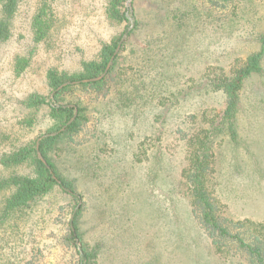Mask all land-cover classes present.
Returning a JSON list of instances; mask_svg holds the SVG:
<instances>
[{"label": "rangeland", "instance_id": "374dc122", "mask_svg": "<svg viewBox=\"0 0 264 264\" xmlns=\"http://www.w3.org/2000/svg\"><path fill=\"white\" fill-rule=\"evenodd\" d=\"M107 1H51L52 26L39 43L33 40L31 21L40 0L18 1L10 36L0 42V154L25 142L34 143L36 150L39 137L63 127L50 132L53 121L48 105L33 111L23 100L30 93L52 98L54 91L46 80L49 68L76 71L81 61L97 55L102 41L127 31L130 22L107 19ZM124 5L136 9L143 33L139 37L147 41L153 33L162 44L156 57L166 55L164 68L171 75L167 80L179 88L203 86L209 78L207 70L218 72L220 66H231L236 58L256 51L254 38L264 31V2L258 0H243L235 12L224 16L202 13L186 0H125ZM176 7L183 13L192 10L190 16L181 17V28L170 20ZM22 57L28 58V64L16 73L14 64ZM150 81L157 83L158 78ZM79 93L89 105L95 104L94 94ZM205 99L210 109L221 102L214 93ZM243 107L251 127L259 130H248L249 120L242 117L240 142L217 145L215 181L221 187L225 215L264 219V182L253 172L255 159L264 161V55L261 71L246 81ZM88 117L75 142L67 136L51 142L49 159L59 165L62 175L75 181L77 194L87 204L82 226L93 247L92 264H234L212 251L183 198L174 209L169 197L158 190L157 186L169 188L173 180L177 184L176 174L186 163L178 132L156 130L147 118L108 110V105L102 115L94 109ZM28 118L31 124L26 123ZM83 152L81 160L92 165L90 174L82 169L86 163H78ZM11 171L32 173L25 163L12 170L0 164V176ZM8 193L0 192V214ZM70 199L55 186L35 211L16 214L0 224V264H76L72 246L63 239L75 204Z\"/></svg>", "mask_w": 264, "mask_h": 264}, {"label": "trees", "instance_id": "16d2710c", "mask_svg": "<svg viewBox=\"0 0 264 264\" xmlns=\"http://www.w3.org/2000/svg\"><path fill=\"white\" fill-rule=\"evenodd\" d=\"M18 1L0 0V42L10 36L11 18ZM51 1L53 0H40L31 21L33 40L38 43L45 39L52 26L51 9L49 12ZM124 1L108 0L105 7L109 21L117 24L129 23L131 18L133 25L127 31L126 39L121 43L110 67L101 79L82 81L104 72L123 32L115 34L108 41H102L97 55L81 61L76 71L49 68L46 72V80L51 91H54L52 98L47 100L38 93H30L24 98L23 103L33 111L40 105H48V115L53 121L50 132L66 125L64 130L43 137L39 141V151L47 160L49 167L37 157L34 143L31 142L22 143L0 154V164L6 169L12 170L23 163L32 169L31 174L11 171L7 175L0 176V192L9 191L2 206L0 224L16 214H29L35 211L36 205L50 194L55 186H58L75 203L70 211L72 217L66 222L63 239L72 246L76 264L94 263L93 247L82 226L87 204L81 201V194H77L75 181L60 173L59 165L50 161L49 154L52 141L67 136L71 143L75 142L78 131L82 130L88 121V113L95 109L102 115V111L108 105V110H123L128 115L131 114V117L134 115L136 119L147 118L155 124L156 130L169 129L178 132L181 145H185L183 150L186 163L176 174L177 184L173 180L172 186L165 190L157 186L158 190L169 197L172 208H176L174 205H177L176 201L180 198L188 203L189 212L207 234L215 254L234 264H264V219L252 217L234 219L225 215L221 187L215 181L218 166L217 145L240 142L238 136L242 117L249 120L248 130H259V127H251V119L246 114L247 108L243 107V99L247 79L253 73L261 71L264 31L254 38V42L258 44L256 51L246 54L244 58H236L231 66H220L218 72L207 70L205 75L209 78L203 86L190 85L179 88L167 80L171 75L164 68L166 55L156 57L155 51L162 44L157 42L153 33L149 34L151 36L147 41L139 37L143 33H140L142 30L136 9L126 8ZM242 1L186 0L187 4L197 7L198 11L203 10L202 13L206 12L210 15L213 11L223 16L235 12ZM258 1L264 2V0ZM176 10L170 20H176L180 27L181 17L185 14L190 16L192 10H187L186 13H183L179 7H176ZM195 15L197 16L198 13ZM160 21L164 20L161 18ZM143 61L148 63L142 65ZM157 61L158 67L155 65ZM27 64L28 58L17 59L14 64L15 72H22ZM157 78V83L150 81ZM65 82L69 83L57 89ZM79 92L94 94L91 98L95 104L89 105ZM213 93L221 96V102L210 109L206 106L205 97ZM73 116V120L67 124ZM30 120L31 118H28L26 123L31 124ZM157 155L160 165L163 159L160 149ZM84 156V152L80 153L78 163H86L82 169L90 174L92 165L88 161L81 160ZM255 160L253 172L258 174L260 181L264 182V161L258 158ZM158 176L157 173V178Z\"/></svg>", "mask_w": 264, "mask_h": 264}, {"label": "water", "instance_id": "95a60500", "mask_svg": "<svg viewBox=\"0 0 264 264\" xmlns=\"http://www.w3.org/2000/svg\"><path fill=\"white\" fill-rule=\"evenodd\" d=\"M132 25H133V20L130 18V25H129L127 31L132 27ZM127 31L122 35L121 39L119 40V42H118V44H117V47H116V49H115L113 55L111 56L110 60L108 61L107 66H106L104 72L101 73V74H99V75H97V76H94V77H91V78H87V79H83V80H82L83 82H87V81H96V80L101 79V78L105 75V73L107 72L108 68L110 67V65H111V63H112V61H113L114 55L118 52V50H119V48H120V46H121V43H122L123 40L125 39V37H126V35H127V34H126ZM68 83H69V82H65V83L61 84L60 86L57 87V89H60L62 86L67 85ZM70 83H73V82H70ZM53 93H54V92H52V94H53ZM75 115H76V112H75L74 116H75ZM74 116H73V117L67 122V124H69V123L73 120ZM65 125H66V124H65ZM65 125L60 129V131L65 129ZM56 133H58V132L46 133V134L42 135L41 137H39V138L37 139V142H36V152H37V155H38L39 159H40V160H41V161H42L47 167H48L47 162L45 161V159L43 158V156L41 155V153H40V151H39V140H40L41 138H43V137H47V136L55 135Z\"/></svg>", "mask_w": 264, "mask_h": 264}]
</instances>
